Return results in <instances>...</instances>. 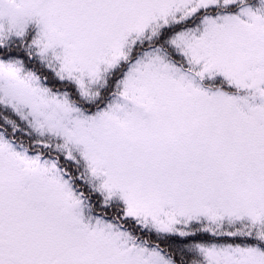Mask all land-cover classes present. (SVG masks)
I'll list each match as a JSON object with an SVG mask.
<instances>
[{"label":"snow or ice","instance_id":"snow-or-ice-1","mask_svg":"<svg viewBox=\"0 0 264 264\" xmlns=\"http://www.w3.org/2000/svg\"><path fill=\"white\" fill-rule=\"evenodd\" d=\"M0 264H264V0H0Z\"/></svg>","mask_w":264,"mask_h":264}]
</instances>
